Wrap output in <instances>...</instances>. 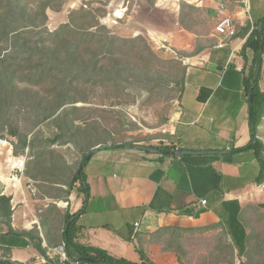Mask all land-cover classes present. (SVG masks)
<instances>
[{
	"label": "crops",
	"instance_id": "0c3cea01",
	"mask_svg": "<svg viewBox=\"0 0 264 264\" xmlns=\"http://www.w3.org/2000/svg\"><path fill=\"white\" fill-rule=\"evenodd\" d=\"M222 8L237 28L236 36L223 46L215 30ZM105 9L110 20L114 13L122 16L116 24L119 36H143L157 47L166 43L183 59L182 92L161 145L174 149L165 153L143 146L97 149L84 169L87 197L79 192L80 183L66 198L67 185L44 182L55 194L33 198L32 182L42 180L33 178L37 172L30 166L19 179L8 177L18 180L17 186L9 188L0 180L5 185L0 197L12 198L13 211L10 222L0 217V252L10 249L14 262L43 263L45 258L30 238L10 231L34 232L48 252L63 244V228L57 232L51 226L54 215L63 220L70 214L76 220L77 242L115 257L140 263L139 239L149 241L158 231L172 228L173 250L147 243L150 260L216 264L211 259L214 248L204 250L203 238L212 240L216 231H224L243 243L258 209L264 210V184H258L261 161L253 149L237 152L252 141L242 49L264 17V0H249L247 8L242 0H110ZM247 54L252 59L250 50ZM260 89L264 92V55ZM176 151L184 154L172 153Z\"/></svg>",
	"mask_w": 264,
	"mask_h": 264
},
{
	"label": "trees",
	"instance_id": "16d2710c",
	"mask_svg": "<svg viewBox=\"0 0 264 264\" xmlns=\"http://www.w3.org/2000/svg\"><path fill=\"white\" fill-rule=\"evenodd\" d=\"M65 1L0 0V138L7 122L4 108L9 106V99L16 97L19 84L28 83L31 86L44 88L47 84L54 85V111L46 116L45 121L55 117L51 124L57 133L53 139L47 140V143L73 144L83 153L82 160L77 170L71 174L69 181L60 180L64 177L66 169H70L69 165L65 163L62 166V163L58 161L51 163L49 172L46 170L48 168L38 165L42 164L38 162L36 165L39 171L33 175V178L67 185L69 190L66 191V198L75 189V184L80 183L79 192L87 197L89 188L85 180V166L81 176L78 175V169L90 151L98 146L102 149L132 148L134 145H110L108 140L101 138L92 142V138L86 137L82 125L77 123L78 119L70 117L81 109L77 106L69 109L64 107L80 101L87 102L84 98H77L75 92L79 87L91 85L94 89L111 88L125 93L124 91L133 89L137 81L155 83L153 88H159L162 86V78L158 72L153 73L148 68L136 66L134 55L152 53V49L143 36L124 38L101 24V16L105 17L106 10L85 8L73 10L69 14L68 22L61 24L54 31H49L47 29L48 10L60 12ZM261 23L262 31L258 29ZM249 50L253 54L252 59L248 57ZM242 55L246 60V67L243 70L246 92L249 97L252 91L254 94L253 105L250 108L252 141L246 148L239 149L237 152L255 150L261 161L258 184H264V142L258 138V130L264 119V92L260 89L264 55V17L257 22L255 29L245 42ZM182 72L185 77V67ZM75 85L78 88H74ZM200 99L203 100L201 96ZM62 109L63 111L60 112ZM10 134L18 142L13 143L16 156L25 154L26 150H29L34 158L44 155V150L37 148L39 146L37 136L29 140L27 136L13 128ZM152 148L163 153L174 149L171 146ZM11 202V197H0V217H5L7 222L11 221L13 214ZM73 217L74 215L67 214L63 219L62 241L68 257V260L64 262H61L59 257L50 259L48 252L42 247V239L34 232H10L30 238L35 248L45 258L47 262L45 264H155L148 258L145 244L157 242L164 246L165 251H171L176 242V234L172 228L158 231L149 241L140 238L136 249L141 262L134 263L125 258L115 257L98 247L85 246L77 242L76 220L70 223L66 233V225ZM261 237H257L255 247L245 253L248 261L241 264H264V262L255 261L256 256H264V240ZM251 239L250 235L245 236L243 243L234 239L236 248L243 250L245 243H251ZM4 251L5 255L0 258V264H24L9 258L10 249H4ZM87 258L94 262H85L84 259Z\"/></svg>",
	"mask_w": 264,
	"mask_h": 264
},
{
	"label": "rangeland",
	"instance_id": "374dc122",
	"mask_svg": "<svg viewBox=\"0 0 264 264\" xmlns=\"http://www.w3.org/2000/svg\"><path fill=\"white\" fill-rule=\"evenodd\" d=\"M109 1L66 0L64 4L65 8L63 7L60 11L61 13L64 11L63 14H58L57 12L56 14L54 13L55 11L48 10L49 20L47 29L49 31L56 30L61 24L68 22L69 14L73 10L85 8L84 5L87 6L85 8L87 10H106L105 7L108 6ZM107 16H101V24L118 35L117 25H114L113 22L107 25L102 21ZM145 40L152 49V53L134 55V61H136L138 68H148L153 73L158 72L162 78L161 87L153 88L155 83L137 81L133 89H128L123 93L117 90L114 91L111 88L94 89L91 85H88L84 88L79 87L75 92L78 99L84 98L87 102L80 101L77 104L64 107L69 109L72 106H77L81 109L70 117L71 119H78L77 123L82 125L86 137L88 139L92 138V142L101 138L108 140L110 145L133 144L134 146L159 147L163 145V139L169 135L170 120L178 106L183 88V59L166 54L159 47L151 44L147 38ZM46 86L44 88L31 86L28 83L19 84L16 97L9 99V106L6 104L8 107L4 108L7 122L5 130L1 133V137L8 140L12 145L13 143H18L17 139L10 134L13 128L18 130L20 134L27 136L29 140L37 136L39 139L37 141V145H39L37 148L39 147L44 150L43 156L34 158L30 155L29 150H26L23 155L16 156L14 154V147L13 155L7 154V150L5 149L4 154L0 156V172L2 171V174L7 176L5 177L6 180L10 182L12 179H9V176L19 179L22 173L18 172V169L15 168V163L18 162L15 159H24L25 166L23 173L26 172L29 166L38 172L39 168L36 165L38 162L42 163L38 165H43L45 169L48 168L46 169L48 172L51 171V163H54V161L61 162L62 166L65 163L69 164L70 169H66L64 177L60 178V180L66 181H69L71 174L77 170L82 160L83 153L73 144L47 143V140L53 139L57 132L53 124H51L55 117L45 121L46 116L54 111V85L47 84ZM74 88H78V86L75 85ZM258 138L264 142V119L258 130ZM13 158H15L14 161ZM18 184L19 181L17 183L15 181L11 182L12 186L10 188ZM32 184V194L35 199L41 200L43 195L55 194L56 192L54 187L45 184L44 181L38 183L32 182ZM43 204L40 203L39 206L41 207ZM42 215L46 216L47 213ZM54 216L56 220L52 219L51 226L57 232H61L64 222L57 215ZM254 219L255 223H250V227H248V235L252 237L251 243H245L243 250L238 249V247L236 250L234 240L228 238L224 231H216L212 240L203 238L201 245L204 250L210 245L214 248L212 254L215 253V255L213 254L211 257L213 263L232 264L234 262V264H241L248 261L245 253L255 247L257 237L262 236L261 238L264 240V210L258 209ZM54 234L58 239V233L55 232ZM63 247L64 245L60 243V246L56 249L60 251ZM56 249L48 251L50 258L56 257ZM4 255L5 252H0V258ZM205 255L202 259L203 263L208 261ZM255 261L263 263L264 256H256ZM45 263L46 261L43 263L41 261H34L28 264Z\"/></svg>",
	"mask_w": 264,
	"mask_h": 264
},
{
	"label": "built area",
	"instance_id": "2783aa9c",
	"mask_svg": "<svg viewBox=\"0 0 264 264\" xmlns=\"http://www.w3.org/2000/svg\"><path fill=\"white\" fill-rule=\"evenodd\" d=\"M242 3L247 8L249 5V0H242ZM84 7L87 8L86 5H84ZM220 14H221V18H220L219 22L217 23L215 30L222 37L223 40H222L220 45L223 46L224 43L226 42V40H230L231 38L236 36L237 28H236L235 21H234L233 17L227 13L225 8H222L220 10ZM114 17H115V19L112 21L108 18H104L102 21L104 22V24H107V25L109 23H112V22L114 25H116V24H118V20L122 19V16L118 15L117 13H114ZM158 47L160 50L164 51L166 54H170V55H173L175 57H179V54L172 47L167 45L166 43H163V42L159 43ZM5 149L7 151L13 153V145L11 143H9L8 140H6L5 138H0V153H1V151L5 150ZM17 161L18 162L15 163V165H16L15 168L18 169V172L19 171L23 172V169L25 166L24 159H20V160L17 159ZM21 163H22V165H20ZM202 203L206 204L207 201H202ZM136 226H138V224ZM55 251H56L55 252L56 257H59L61 262L68 260V257H67V254L65 252L64 247L61 248L60 251H58L57 249ZM56 257L50 258V259H55Z\"/></svg>",
	"mask_w": 264,
	"mask_h": 264
},
{
	"label": "water",
	"instance_id": "95a60500",
	"mask_svg": "<svg viewBox=\"0 0 264 264\" xmlns=\"http://www.w3.org/2000/svg\"><path fill=\"white\" fill-rule=\"evenodd\" d=\"M262 26H263V24L261 23L260 25H259V30L260 31H262ZM253 101H254V94H253V91L250 93V106L252 107V105H253ZM100 147H95V148H93L91 151H90V153L88 154V156L84 159V161L82 162V164L80 165V167H79V169H78V175L79 176H81L82 175V170H83V168H84V166L87 164V162L92 158V156L94 155V153L96 152V150L97 149H99ZM151 151V150H150ZM173 154H176V155H181V154H184V152H182V151H176V152H172ZM4 190H5V185L2 183V182H0V195L1 194H3V192H4ZM74 220V218H72V219H70L69 221H68V223H67V225H66V233H67V230H68V228H69V225H70V223L72 222ZM84 261L85 262H91V263H93L94 261L93 260H91V259H84Z\"/></svg>",
	"mask_w": 264,
	"mask_h": 264
},
{
	"label": "bare ground",
	"instance_id": "6f19581e",
	"mask_svg": "<svg viewBox=\"0 0 264 264\" xmlns=\"http://www.w3.org/2000/svg\"><path fill=\"white\" fill-rule=\"evenodd\" d=\"M0 180H2L3 183H5L9 188L12 186L11 182H14V181H15V183L18 182V180H16V179L11 180V182H10V181L6 180L5 176H3V175L0 177Z\"/></svg>",
	"mask_w": 264,
	"mask_h": 264
}]
</instances>
